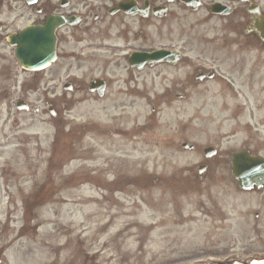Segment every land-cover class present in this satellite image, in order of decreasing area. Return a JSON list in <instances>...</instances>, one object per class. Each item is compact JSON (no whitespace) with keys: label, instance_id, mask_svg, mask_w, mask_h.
Here are the masks:
<instances>
[{"label":"flooded vegetation","instance_id":"obj_1","mask_svg":"<svg viewBox=\"0 0 264 264\" xmlns=\"http://www.w3.org/2000/svg\"><path fill=\"white\" fill-rule=\"evenodd\" d=\"M257 16L264 17L263 0H0V83L8 85L0 94L42 99L67 156L98 164L81 171L85 179L117 172L109 191L129 185L124 164L138 155L192 177L191 193L229 186L239 198L258 195L256 206L223 209L218 199L198 207L221 227L251 228L253 241L264 244V190L242 192L230 168L235 153H264V117L255 119L264 108ZM27 28L33 43L40 34L53 47L43 70L22 71L8 44ZM14 66L27 81L17 83ZM182 157L192 166L175 165Z\"/></svg>","mask_w":264,"mask_h":264},{"label":"rangeland","instance_id":"obj_2","mask_svg":"<svg viewBox=\"0 0 264 264\" xmlns=\"http://www.w3.org/2000/svg\"><path fill=\"white\" fill-rule=\"evenodd\" d=\"M5 51L10 54L9 49ZM14 70L18 84L27 81L26 73L16 66ZM17 96L0 94V264H211L232 260L245 264L264 260L257 253L264 244L253 242L251 228L242 227L248 239L236 233L235 226L221 227L215 219L204 217L198 207L199 201L218 199L226 201L223 209L235 204L256 206L258 195L239 198L229 186L209 194L191 193L192 177L172 176L165 163H142L138 155L124 164L131 184L120 181L122 191H109L106 188L113 186L108 183L119 177L117 172L84 179L81 171L98 164L84 166L75 156L68 163L67 143L43 112V100L26 97L29 112L18 114L14 108ZM256 105L252 108L258 111ZM33 106L40 109L38 115H32ZM258 113L255 119L263 118L264 108ZM15 119L20 120L18 126ZM175 165L181 170L192 166L183 157ZM144 173L162 184L152 186ZM231 228L226 236H217Z\"/></svg>","mask_w":264,"mask_h":264},{"label":"water","instance_id":"obj_3","mask_svg":"<svg viewBox=\"0 0 264 264\" xmlns=\"http://www.w3.org/2000/svg\"><path fill=\"white\" fill-rule=\"evenodd\" d=\"M255 31L264 42V20L255 27ZM29 31L26 30L19 37L20 46L17 48L16 57L20 60L22 68L25 70H40L44 68L48 61L52 60L51 54L46 53L40 44L31 46ZM21 107L17 105V109ZM232 172L239 185L243 189H248L252 185L264 188V160L250 158L246 154H239L233 158Z\"/></svg>","mask_w":264,"mask_h":264},{"label":"bare ground","instance_id":"obj_4","mask_svg":"<svg viewBox=\"0 0 264 264\" xmlns=\"http://www.w3.org/2000/svg\"><path fill=\"white\" fill-rule=\"evenodd\" d=\"M251 264H264V260L262 261H252Z\"/></svg>","mask_w":264,"mask_h":264}]
</instances>
